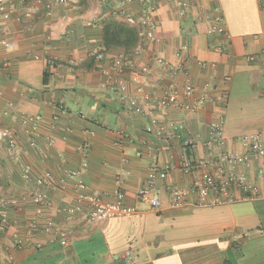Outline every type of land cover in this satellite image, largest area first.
Wrapping results in <instances>:
<instances>
[{
	"label": "crops",
	"instance_id": "crops-1",
	"mask_svg": "<svg viewBox=\"0 0 264 264\" xmlns=\"http://www.w3.org/2000/svg\"><path fill=\"white\" fill-rule=\"evenodd\" d=\"M4 1L9 18H0V41L13 46L0 44V129L13 132L18 150L12 155L8 144L0 142V213L10 221L0 232V260L264 264V179L257 177L261 159L254 160L249 171L250 181L260 190L255 199H246L236 189L234 202L198 207L189 188L209 170L184 174L179 168L157 181L159 209L137 195L157 148H162L157 154L161 166L181 164L186 153L182 141L187 137L196 142V157L217 158L220 152L209 143L211 124L219 117L225 118L226 153H246L239 139L248 135H261L264 145V0H68L55 5L50 17L37 0ZM148 14L157 25V42L139 36L131 53L105 46L106 26L123 23L139 33L141 19ZM217 14L227 23L229 41L212 32L211 19ZM220 47L224 53H218ZM97 54L105 58L98 60ZM121 54L128 57L131 69L147 70L143 87L156 97L174 83L182 87L187 73L198 93L210 84L211 101L195 112L188 106L196 98L184 100L182 109L156 115L128 110L114 90L115 77H110L112 61ZM121 78L128 94L135 93L131 73ZM36 116L42 121L37 144L31 147L23 121ZM149 127L174 130V143L164 144L147 131ZM88 139L85 157L79 148ZM73 171L81 174L67 178ZM48 174L66 188H39L37 181ZM78 180L105 201H113L121 190L137 212L103 223L86 221L87 204L83 212H71L77 205ZM174 186L188 192L180 209L170 207ZM38 193L44 196L42 204L33 201ZM4 202L15 204L3 209ZM29 222L51 224L63 235L39 231L29 235ZM17 237L25 243L18 245Z\"/></svg>",
	"mask_w": 264,
	"mask_h": 264
},
{
	"label": "built area",
	"instance_id": "built-area-1",
	"mask_svg": "<svg viewBox=\"0 0 264 264\" xmlns=\"http://www.w3.org/2000/svg\"><path fill=\"white\" fill-rule=\"evenodd\" d=\"M31 1V0H26ZM143 1V0H140ZM68 0H37L38 4L44 5L46 16L50 17L53 14L54 6L57 4H67ZM0 18H9L6 4L4 0H0ZM133 24L136 23L134 18H129ZM141 31L139 32L140 38L155 43L159 40L156 31L157 25L151 15H146L140 22ZM212 32L226 39H232V35L228 30L227 23L221 14L214 15L211 19ZM3 46H13V44L6 41H0ZM218 53H224V48L217 49ZM96 59L103 60L104 54L95 55ZM249 60H253L250 58ZM131 63L128 57L124 54L119 55L112 61L113 80L115 77L114 90L122 95L126 101V107L130 111L143 112L148 110L150 113H160L166 109H182L185 107L184 100L196 98L195 101L188 106L190 110L195 112L199 108L206 105L211 98L208 91L213 88L210 84H206L205 91L198 93L197 89L193 86L188 74L186 73V81L182 87L177 83L172 84L161 97H156L152 93L147 92L143 87V76L147 71L146 69L137 70L131 69ZM127 72L131 73V81L137 85L135 93L129 95L126 82L121 78ZM154 113V114H155ZM82 118H87L84 112L80 111ZM155 114V115H156ZM154 115V116H155ZM57 120V119H56ZM42 121L41 116L26 118L23 125L26 133L30 136V146H36L35 135L38 131V126ZM225 118L219 117L211 124V141L209 146L220 152V155L214 159L198 158L193 154L196 148V142L193 138L187 137L182 141V145L186 153L182 155L181 164L161 166L158 163L157 154L162 151V148H157L152 152V163L149 166L147 177L138 191V197L145 203H148L152 208L159 209L162 202L159 196V188L157 181L166 178L171 172L179 170L184 174H190L200 170H209L208 174L204 177L198 178L193 182L189 188L196 194V206L203 207L207 205H219L224 202L235 201V190L239 189L244 192L246 199H255L259 197V187L254 181H250L249 171L252 168L253 161L257 159L262 160L261 167L257 174L259 179H264V145L262 137L259 134L248 135L239 139V142L247 148V152L240 153H226L225 148ZM149 133L156 134L164 144L172 145L176 139V132L170 128L158 127L153 129L151 127L147 130ZM89 136H93L90 131L86 132ZM122 133V132H121ZM128 137L127 135L124 136ZM0 142H6L12 155L16 154L18 150V143L13 132L9 128L0 129ZM54 141L48 138V144L53 145ZM80 152L87 157L90 151L89 139L86 140L79 148ZM242 169L243 172H242ZM80 171H73L67 175V178L78 177ZM27 176V175H26ZM39 188H55L65 189L66 185L61 183L56 185L50 175L43 177L37 181ZM76 199L77 205L71 212H83L85 204L88 205V212L83 213V218L90 223H103L114 218H125L134 215L137 212L135 207L129 206L126 203L125 194L118 190L115 193L113 201H105L101 194L98 192L89 191L88 186L82 181L78 180L76 183ZM188 192L185 189L174 186L171 188V209H180L186 204ZM33 201L37 204L44 202V196L41 193L33 197ZM15 202H4L3 209H7ZM10 226V221L5 212L0 213V232H5ZM28 234L39 231L45 234L62 236L60 229L53 227L51 224L44 226L39 225L37 222H29L27 224ZM62 245H67V241L61 239ZM24 239L17 237V244L23 245ZM12 258L6 262L0 260V264H11Z\"/></svg>",
	"mask_w": 264,
	"mask_h": 264
},
{
	"label": "trees",
	"instance_id": "trees-1",
	"mask_svg": "<svg viewBox=\"0 0 264 264\" xmlns=\"http://www.w3.org/2000/svg\"><path fill=\"white\" fill-rule=\"evenodd\" d=\"M105 46L107 48L120 47L131 53L139 42L138 30L123 23H114L105 27ZM226 264H232L226 262Z\"/></svg>",
	"mask_w": 264,
	"mask_h": 264
}]
</instances>
